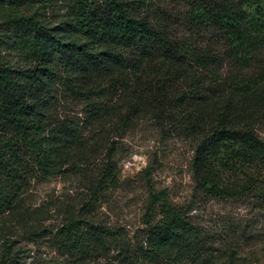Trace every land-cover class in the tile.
<instances>
[{"label": "trees", "instance_id": "obj_1", "mask_svg": "<svg viewBox=\"0 0 264 264\" xmlns=\"http://www.w3.org/2000/svg\"><path fill=\"white\" fill-rule=\"evenodd\" d=\"M17 1L2 4L1 16L17 32L11 49L30 65L0 60V212L18 207L32 179L89 158L81 125L59 116L60 85L88 107L92 125L103 121L108 93L154 107L193 143L191 171L204 197L264 200V0H190L185 12L170 0H72L70 22L56 28L17 11ZM116 173L109 159L100 178L84 176L89 199L68 212L65 246L104 259L114 248L117 264L214 263L191 204L151 186L142 242L93 223L106 192L119 187Z\"/></svg>", "mask_w": 264, "mask_h": 264}, {"label": "rangeland", "instance_id": "obj_2", "mask_svg": "<svg viewBox=\"0 0 264 264\" xmlns=\"http://www.w3.org/2000/svg\"><path fill=\"white\" fill-rule=\"evenodd\" d=\"M7 1H0V60L17 68L29 67L24 54L11 49L17 32L1 16L2 4ZM189 2L170 0L168 6L185 12ZM71 4L72 0H20L17 11L27 17L38 16L56 28L70 22ZM60 91L59 116L81 125L83 153L89 158L82 162L75 159L64 167V173L47 180L32 179L18 207L0 212V264H117L116 249H111L108 259L84 257L82 247L65 246L60 234L68 212H78L89 199L84 176L100 178L109 159L115 163L119 187L106 192L93 223L120 228L132 243L142 242L151 186L155 192H166L174 204H191L193 224L212 245L211 264H230L237 258L246 264H264L262 198L252 193L232 200L204 197L196 189L191 171L193 143L145 102L134 103L129 95L108 93L101 102L105 117L92 125L88 107L69 95L64 86L60 85ZM258 121L264 140V117ZM93 245L91 242L87 248L93 249Z\"/></svg>", "mask_w": 264, "mask_h": 264}]
</instances>
